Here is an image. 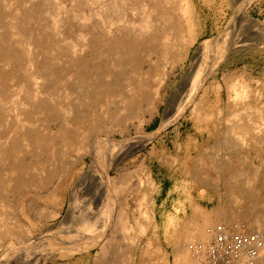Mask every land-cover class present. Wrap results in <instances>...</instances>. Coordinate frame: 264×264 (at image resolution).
Returning <instances> with one entry per match:
<instances>
[{
	"label": "rangeland",
	"instance_id": "rangeland-1",
	"mask_svg": "<svg viewBox=\"0 0 264 264\" xmlns=\"http://www.w3.org/2000/svg\"><path fill=\"white\" fill-rule=\"evenodd\" d=\"M221 263L264 264V0H0V264Z\"/></svg>",
	"mask_w": 264,
	"mask_h": 264
},
{
	"label": "bare ground",
	"instance_id": "bare-ground-1",
	"mask_svg": "<svg viewBox=\"0 0 264 264\" xmlns=\"http://www.w3.org/2000/svg\"><path fill=\"white\" fill-rule=\"evenodd\" d=\"M249 254H250L249 256H252V255H253V253H252V252H250V251H249ZM221 264H226V263H221Z\"/></svg>",
	"mask_w": 264,
	"mask_h": 264
}]
</instances>
